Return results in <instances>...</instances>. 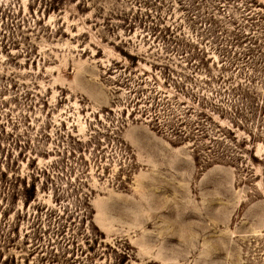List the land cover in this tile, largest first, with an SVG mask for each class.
<instances>
[{
    "label": "rangeland",
    "instance_id": "1",
    "mask_svg": "<svg viewBox=\"0 0 264 264\" xmlns=\"http://www.w3.org/2000/svg\"><path fill=\"white\" fill-rule=\"evenodd\" d=\"M0 264H264V0H0Z\"/></svg>",
    "mask_w": 264,
    "mask_h": 264
}]
</instances>
